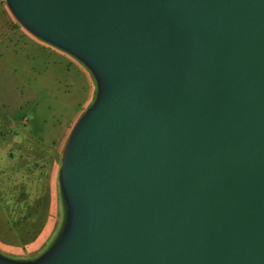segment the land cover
<instances>
[{
	"label": "water",
	"instance_id": "1",
	"mask_svg": "<svg viewBox=\"0 0 264 264\" xmlns=\"http://www.w3.org/2000/svg\"><path fill=\"white\" fill-rule=\"evenodd\" d=\"M106 91L56 264H264V0H11Z\"/></svg>",
	"mask_w": 264,
	"mask_h": 264
},
{
	"label": "rangeland",
	"instance_id": "2",
	"mask_svg": "<svg viewBox=\"0 0 264 264\" xmlns=\"http://www.w3.org/2000/svg\"><path fill=\"white\" fill-rule=\"evenodd\" d=\"M0 4V241L23 249L0 248V264H56L84 223L68 168L73 145L106 85L86 57L34 30L11 0ZM25 38L42 42L45 55L60 57L56 73L34 65L24 51ZM52 200L54 230L40 252L25 257L26 234L29 240L47 224Z\"/></svg>",
	"mask_w": 264,
	"mask_h": 264
},
{
	"label": "crops",
	"instance_id": "3",
	"mask_svg": "<svg viewBox=\"0 0 264 264\" xmlns=\"http://www.w3.org/2000/svg\"><path fill=\"white\" fill-rule=\"evenodd\" d=\"M2 6L3 5L0 4V16L1 17L5 16V13L3 11ZM8 7H10V6H8ZM7 27L8 26L6 25V28ZM6 28H5V30H6ZM5 30H4V33H5ZM24 48H25L24 51H25L26 55L29 57H32V59L34 60V62H33L34 65L36 64V65L40 66L42 72L56 73L58 71L59 68L56 67L55 62H56V60H59L60 57L59 56L57 58H55L54 56L52 57L53 54L50 51H49V53H47L48 55H45L43 43L40 42L38 39H36V38H27L26 39L25 38L24 39ZM85 78H87V76ZM89 85L91 87V82L89 83ZM92 96H93V90L90 89L88 102H91ZM26 153H28V152H26ZM52 201L53 202H52L51 210L49 211V213L51 215L49 216V220H48L47 224L33 238L28 240L27 238L30 235L27 237V235L29 234V233H27L26 234L27 240L26 239L24 240V237H22L20 240V242L22 240H24V245H26L24 248V256L25 257L31 256V255H34V254H37L38 252H40L43 249V247L46 245V243L48 242V239L54 230L55 223L53 222L52 214L54 213V209H55L54 208V202L55 201L54 200H52ZM25 204L26 203H24V215H23L24 218H26V216H27V205H25ZM20 245H21V243H20ZM0 248L3 250H6L7 252H21V251L23 252V249L19 248V246H18V244H16V242L13 243L11 241H8V242L7 241H3V242L0 241Z\"/></svg>",
	"mask_w": 264,
	"mask_h": 264
}]
</instances>
